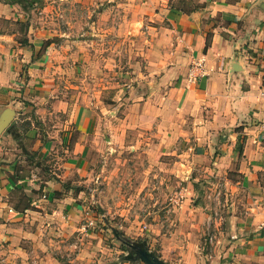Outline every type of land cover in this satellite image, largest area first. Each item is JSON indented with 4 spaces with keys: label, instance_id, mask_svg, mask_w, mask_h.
Segmentation results:
<instances>
[{
    "label": "crops",
    "instance_id": "crops-1",
    "mask_svg": "<svg viewBox=\"0 0 264 264\" xmlns=\"http://www.w3.org/2000/svg\"><path fill=\"white\" fill-rule=\"evenodd\" d=\"M97 33L130 43L124 69L95 62ZM263 90L264 0H0V264H134L132 245L168 264H264ZM126 148L163 183L216 175L223 204L207 211L189 185L145 245L124 240L133 221L85 228L89 183L109 177L97 152ZM109 231L136 253L114 254Z\"/></svg>",
    "mask_w": 264,
    "mask_h": 264
},
{
    "label": "rangeland",
    "instance_id": "rangeland-1",
    "mask_svg": "<svg viewBox=\"0 0 264 264\" xmlns=\"http://www.w3.org/2000/svg\"><path fill=\"white\" fill-rule=\"evenodd\" d=\"M141 32H143V34L147 32L146 23L141 25ZM146 39L147 38L145 37L142 39L143 41L140 42V46H149V43ZM89 44V46L92 45L95 47V51H102L106 49L107 54H103L100 51H97V53L95 52V57H97V60L95 59L96 63L98 62L108 65L111 64L113 68H115L116 64H118V66L121 65V69L126 67V62L129 60V56H127L125 53L122 54L120 48L122 46H130L129 42L121 43V41L114 35L101 38V35L97 33L95 36H93V40H91ZM139 56L141 61L144 60V55L140 54ZM108 70L112 72V74L109 75V81L113 82L115 70ZM93 82V80L90 81L89 78H87V80H84V82L81 83L82 87L80 90L83 94H88L89 91L93 92L94 86L90 84ZM125 88L127 91L128 86ZM109 91H111V94L113 91H116V89L109 88ZM108 96L113 97V95H107V97ZM106 100L110 102H106ZM104 104L112 108L113 106L117 105V102H113L111 99L105 98ZM129 139H133L132 134H130ZM134 152L135 151L126 148L124 152L121 153V155L113 154L112 156L109 155L107 158L97 152L95 156L96 169L94 170L97 173L105 175L108 174L109 177L106 182H102V178L98 177L89 183V186L94 193V202H91L90 206L96 217L95 227L102 226V223L105 222L106 216H108V218L111 220V223L115 226L118 225L119 222L131 223V221H133L136 228L133 229L129 235L126 234L125 229H121L122 233L128 237L124 240L145 245L144 241H148L147 234L152 231L150 230L151 228L148 227V224L153 222L154 213H159V215L162 217L164 215V211L167 210V207H181L182 201L185 199L186 193L188 192L187 188L189 185L192 184L191 187L194 186L198 190V197L196 200L198 202L199 200L201 202L203 201L205 207L208 205L207 211L211 212V207L213 204L215 205V202L220 206L223 204V200L219 198V191L224 188V185L220 183L219 177L216 175H200L198 176L199 178L194 181V178L184 179L183 177H179V175L173 174L171 178L166 179L165 183H163L161 176L165 171L163 169L155 170L156 177L147 175L143 172V165H141L142 158L139 157V155L136 156ZM165 158L167 162L172 161L169 160V156ZM105 161L106 165L108 166L107 169L102 172L100 167L103 165V163H105ZM193 173L194 171H191L190 173L186 172L185 174L188 176ZM167 183L170 185V190L166 187ZM163 185L166 191H163ZM162 192L167 193L165 198L163 195H161ZM159 195L160 198H158V200H156L157 198L154 199L155 196L158 197ZM215 198L219 199L217 200ZM154 200L156 201V205H154ZM107 205L109 207H107ZM119 207H125L129 209V211L127 214L120 216L118 213H115L116 208ZM110 208L112 209V212L109 213L108 210H110ZM219 212L211 214L212 217L215 219H217V217L221 218V214H219ZM111 235L112 232L109 231L107 238L109 244L113 248L112 251L114 254H124L131 256L136 253L134 249L124 244L119 239H115V236ZM134 261V264H145L141 259Z\"/></svg>",
    "mask_w": 264,
    "mask_h": 264
},
{
    "label": "built area",
    "instance_id": "built-area-1",
    "mask_svg": "<svg viewBox=\"0 0 264 264\" xmlns=\"http://www.w3.org/2000/svg\"><path fill=\"white\" fill-rule=\"evenodd\" d=\"M206 70L204 68V60H199L193 64L189 72V80L195 81L198 77L204 75ZM262 97H264V90L262 92ZM218 213V212H217ZM85 228H94L96 226V217L92 214L84 224ZM213 239V236H210V240Z\"/></svg>",
    "mask_w": 264,
    "mask_h": 264
},
{
    "label": "water",
    "instance_id": "water-1",
    "mask_svg": "<svg viewBox=\"0 0 264 264\" xmlns=\"http://www.w3.org/2000/svg\"><path fill=\"white\" fill-rule=\"evenodd\" d=\"M132 246L137 249V254L135 255L142 261H144L146 264H168L164 260L159 258L157 255H154V253L151 252L148 248H142L135 245Z\"/></svg>",
    "mask_w": 264,
    "mask_h": 264
},
{
    "label": "trees",
    "instance_id": "trees-1",
    "mask_svg": "<svg viewBox=\"0 0 264 264\" xmlns=\"http://www.w3.org/2000/svg\"><path fill=\"white\" fill-rule=\"evenodd\" d=\"M23 26H24V25H23ZM49 41H51V40L45 41V42H46L45 44L50 43ZM21 42L26 43V44L28 43V41H27L26 39H22Z\"/></svg>",
    "mask_w": 264,
    "mask_h": 264
}]
</instances>
